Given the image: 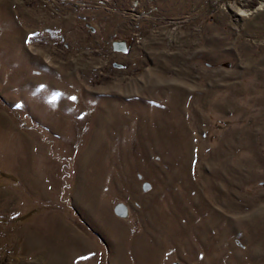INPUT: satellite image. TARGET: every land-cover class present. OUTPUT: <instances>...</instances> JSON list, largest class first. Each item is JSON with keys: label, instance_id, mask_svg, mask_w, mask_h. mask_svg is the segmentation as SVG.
<instances>
[{"label": "rangeland", "instance_id": "1", "mask_svg": "<svg viewBox=\"0 0 264 264\" xmlns=\"http://www.w3.org/2000/svg\"><path fill=\"white\" fill-rule=\"evenodd\" d=\"M0 264H264V0H0Z\"/></svg>", "mask_w": 264, "mask_h": 264}, {"label": "crops", "instance_id": "2", "mask_svg": "<svg viewBox=\"0 0 264 264\" xmlns=\"http://www.w3.org/2000/svg\"><path fill=\"white\" fill-rule=\"evenodd\" d=\"M116 49H118V50H120V51H124L125 49H124V46H122V45H117L116 46Z\"/></svg>", "mask_w": 264, "mask_h": 264}, {"label": "bare ground", "instance_id": "3", "mask_svg": "<svg viewBox=\"0 0 264 264\" xmlns=\"http://www.w3.org/2000/svg\"><path fill=\"white\" fill-rule=\"evenodd\" d=\"M240 15H245L244 12L240 13Z\"/></svg>", "mask_w": 264, "mask_h": 264}, {"label": "water", "instance_id": "4", "mask_svg": "<svg viewBox=\"0 0 264 264\" xmlns=\"http://www.w3.org/2000/svg\"><path fill=\"white\" fill-rule=\"evenodd\" d=\"M116 66H119V65H116Z\"/></svg>", "mask_w": 264, "mask_h": 264}]
</instances>
